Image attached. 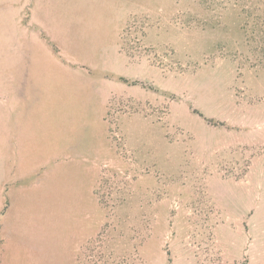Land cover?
<instances>
[{
    "label": "rangeland",
    "instance_id": "1",
    "mask_svg": "<svg viewBox=\"0 0 264 264\" xmlns=\"http://www.w3.org/2000/svg\"><path fill=\"white\" fill-rule=\"evenodd\" d=\"M53 1L0 0V264H264V0Z\"/></svg>",
    "mask_w": 264,
    "mask_h": 264
},
{
    "label": "crops",
    "instance_id": "2",
    "mask_svg": "<svg viewBox=\"0 0 264 264\" xmlns=\"http://www.w3.org/2000/svg\"><path fill=\"white\" fill-rule=\"evenodd\" d=\"M39 4H40V0H34V6L33 5L31 6L29 12L28 27L32 29L36 28V30L40 31L42 35L45 34V37H48L50 38L51 41H54L56 39L57 33H59V24L55 23L57 16L54 15V17L51 19L46 18L47 25L45 23L43 24V22L41 21V19L37 14ZM51 5L53 6V11L55 12L57 2L54 0L51 3ZM39 28L41 30H39Z\"/></svg>",
    "mask_w": 264,
    "mask_h": 264
}]
</instances>
